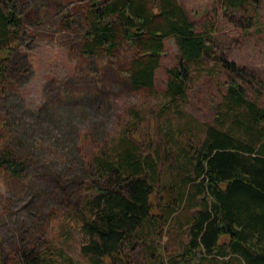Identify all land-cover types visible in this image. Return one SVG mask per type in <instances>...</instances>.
<instances>
[{
    "label": "trees",
    "instance_id": "1",
    "mask_svg": "<svg viewBox=\"0 0 264 264\" xmlns=\"http://www.w3.org/2000/svg\"><path fill=\"white\" fill-rule=\"evenodd\" d=\"M154 1L150 6V0H95L86 14L84 52H131L125 73L134 91L156 88L165 37H174L178 55L167 70L165 102L157 115L146 113L147 136L138 135L142 116L131 110L137 124L100 143L85 163L91 193L75 209L80 253L88 264H124L125 251L136 249L150 264H264V107L232 80L221 91L215 123L201 135L189 120L174 125L184 118L189 68L211 57L212 42L173 0ZM222 1L227 8L248 4ZM22 23L13 5L0 2V97L9 85ZM225 66L235 71L234 63ZM24 165L9 145L0 144L1 170L19 179ZM164 227L177 236L174 255L161 242ZM182 233L185 240L178 237ZM21 253L18 264H59L49 248ZM53 253L69 264L63 251Z\"/></svg>",
    "mask_w": 264,
    "mask_h": 264
},
{
    "label": "rangeland",
    "instance_id": "2",
    "mask_svg": "<svg viewBox=\"0 0 264 264\" xmlns=\"http://www.w3.org/2000/svg\"><path fill=\"white\" fill-rule=\"evenodd\" d=\"M93 1L0 0L13 5L23 19L9 85L0 97V144L9 145L15 158L25 162L19 179L0 169L1 264H18L21 252L35 255L47 248L59 264L67 263L53 253L58 250L68 255L69 264H88L80 253L75 212L91 193L85 163L100 143L127 124H137L131 110L141 114L138 135L146 137L151 126L146 113L157 115L165 102L167 70L176 65L178 55L174 37L163 40L156 88L134 91L125 73V63L134 57L131 52H84V21ZM173 2L212 42L211 57L189 68L188 96L181 105L184 118L173 124L189 120L201 135L205 125L215 123L221 91L232 80L243 85L247 99L264 107V0H248L239 8H227L222 0ZM227 62L234 63L235 71ZM175 237L163 228L167 255L177 251ZM178 237L186 239L183 233ZM144 255L139 249L125 251L124 264H150Z\"/></svg>",
    "mask_w": 264,
    "mask_h": 264
}]
</instances>
